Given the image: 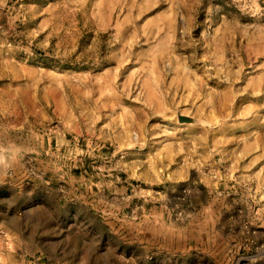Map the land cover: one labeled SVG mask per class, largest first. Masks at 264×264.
Masks as SVG:
<instances>
[{"label": "rangeland", "instance_id": "1", "mask_svg": "<svg viewBox=\"0 0 264 264\" xmlns=\"http://www.w3.org/2000/svg\"><path fill=\"white\" fill-rule=\"evenodd\" d=\"M0 157V264H264V0H0Z\"/></svg>", "mask_w": 264, "mask_h": 264}, {"label": "crops", "instance_id": "2", "mask_svg": "<svg viewBox=\"0 0 264 264\" xmlns=\"http://www.w3.org/2000/svg\"><path fill=\"white\" fill-rule=\"evenodd\" d=\"M125 233L126 234L130 233L131 235H128V236L131 238H133V236H134L133 229H131V231L128 230ZM134 241H137L136 243H137V246L139 248L138 251H127V250H125V248L122 249L119 252L121 258H119V256H117L114 264H123V262H132L135 259L144 260V257L147 255V253L149 251L148 249L150 247L149 239L146 240V239H143V237H142L141 239L135 240L133 238V242ZM189 249L190 248H184V249L183 248H167L165 246V247L161 248V251H163V252L161 253L162 257H161L160 261L163 264H165V261L173 262L174 264L181 263L182 261H185L186 258L188 257V254L190 252ZM103 253L108 254V252H106V251ZM45 258H46L47 262L53 263V258L50 255L45 254ZM54 261H55V263H59L58 259L57 260L54 259ZM144 262H147V260L145 259ZM105 264H106V262H105Z\"/></svg>", "mask_w": 264, "mask_h": 264}, {"label": "clouds", "instance_id": "3", "mask_svg": "<svg viewBox=\"0 0 264 264\" xmlns=\"http://www.w3.org/2000/svg\"><path fill=\"white\" fill-rule=\"evenodd\" d=\"M2 159H3V158H2V157H0V162H2Z\"/></svg>", "mask_w": 264, "mask_h": 264}]
</instances>
